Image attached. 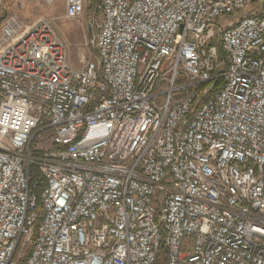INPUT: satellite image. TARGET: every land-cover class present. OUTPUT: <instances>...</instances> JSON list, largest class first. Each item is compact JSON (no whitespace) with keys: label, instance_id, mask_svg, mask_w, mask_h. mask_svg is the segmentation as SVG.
<instances>
[{"label":"built area","instance_id":"built-area-1","mask_svg":"<svg viewBox=\"0 0 264 264\" xmlns=\"http://www.w3.org/2000/svg\"><path fill=\"white\" fill-rule=\"evenodd\" d=\"M64 4L79 67L0 28V264H264V0Z\"/></svg>","mask_w":264,"mask_h":264},{"label":"rangeland","instance_id":"rangeland-1","mask_svg":"<svg viewBox=\"0 0 264 264\" xmlns=\"http://www.w3.org/2000/svg\"><path fill=\"white\" fill-rule=\"evenodd\" d=\"M22 1L24 2L22 4ZM96 4L97 0H91ZM0 18L7 14L19 16L25 23L31 24L37 18H50L58 38L66 45L68 49L69 62L74 67H79V54L83 51L90 52L91 47L87 46L89 39L92 37L90 26V16L87 11L78 19H67L64 16V0H55L53 3H47L45 0H14L8 4V1L0 0ZM233 17L227 18L223 26H231L238 19ZM96 20L99 15L96 14Z\"/></svg>","mask_w":264,"mask_h":264},{"label":"crops","instance_id":"crops-1","mask_svg":"<svg viewBox=\"0 0 264 264\" xmlns=\"http://www.w3.org/2000/svg\"><path fill=\"white\" fill-rule=\"evenodd\" d=\"M6 1H8V4L10 3V2H12V1H14V0H5V2ZM24 2L22 1V4H23ZM1 13L3 12V10H1L0 11ZM19 17V16H18ZM1 19V18H0ZM2 21H3V18L1 19V22H0V28H1V24H2Z\"/></svg>","mask_w":264,"mask_h":264},{"label":"water","instance_id":"water-1","mask_svg":"<svg viewBox=\"0 0 264 264\" xmlns=\"http://www.w3.org/2000/svg\"><path fill=\"white\" fill-rule=\"evenodd\" d=\"M3 17H4V16H3ZM3 17H2V18H3ZM2 18H1V19H2ZM1 19H0V20H1Z\"/></svg>","mask_w":264,"mask_h":264},{"label":"flooded vegetation","instance_id":"flooded-vegetation-1","mask_svg":"<svg viewBox=\"0 0 264 264\" xmlns=\"http://www.w3.org/2000/svg\"><path fill=\"white\" fill-rule=\"evenodd\" d=\"M0 22H1V20H0Z\"/></svg>","mask_w":264,"mask_h":264}]
</instances>
